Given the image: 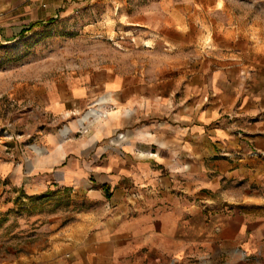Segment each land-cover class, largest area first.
Returning <instances> with one entry per match:
<instances>
[{
	"label": "crops",
	"instance_id": "obj_1",
	"mask_svg": "<svg viewBox=\"0 0 264 264\" xmlns=\"http://www.w3.org/2000/svg\"><path fill=\"white\" fill-rule=\"evenodd\" d=\"M60 1L0 0V32L56 16ZM260 43L246 85L205 73L198 95L179 105L159 85L119 75L71 77L45 91L53 115L97 108L43 136L23 180L71 188L77 208L68 225H49L42 243L0 264H264Z\"/></svg>",
	"mask_w": 264,
	"mask_h": 264
},
{
	"label": "rangeland",
	"instance_id": "obj_2",
	"mask_svg": "<svg viewBox=\"0 0 264 264\" xmlns=\"http://www.w3.org/2000/svg\"><path fill=\"white\" fill-rule=\"evenodd\" d=\"M60 5L56 16H42L28 31L18 27L7 37L0 32L1 257L42 243L48 226L68 225L77 208L69 187L43 190L23 182L42 152L43 136L96 108L53 115L43 108L45 91L71 77L119 75L157 84L179 105L198 95L195 88L205 73L246 85L248 64L258 59L253 46L264 43V0H61ZM22 21L19 15L10 23Z\"/></svg>",
	"mask_w": 264,
	"mask_h": 264
},
{
	"label": "trees",
	"instance_id": "obj_3",
	"mask_svg": "<svg viewBox=\"0 0 264 264\" xmlns=\"http://www.w3.org/2000/svg\"><path fill=\"white\" fill-rule=\"evenodd\" d=\"M34 25H35V23L29 24L27 26H24L22 28V32H25V31H28V30L32 29Z\"/></svg>",
	"mask_w": 264,
	"mask_h": 264
},
{
	"label": "built area",
	"instance_id": "obj_4",
	"mask_svg": "<svg viewBox=\"0 0 264 264\" xmlns=\"http://www.w3.org/2000/svg\"><path fill=\"white\" fill-rule=\"evenodd\" d=\"M256 152H252V154H255ZM261 155H264V153H261Z\"/></svg>",
	"mask_w": 264,
	"mask_h": 264
}]
</instances>
